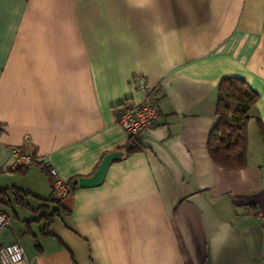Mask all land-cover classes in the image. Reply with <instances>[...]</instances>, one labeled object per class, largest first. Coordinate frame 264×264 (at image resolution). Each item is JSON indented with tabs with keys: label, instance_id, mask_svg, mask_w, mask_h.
I'll list each match as a JSON object with an SVG mask.
<instances>
[{
	"label": "crops",
	"instance_id": "crops-1",
	"mask_svg": "<svg viewBox=\"0 0 264 264\" xmlns=\"http://www.w3.org/2000/svg\"><path fill=\"white\" fill-rule=\"evenodd\" d=\"M224 76L259 94L240 169L207 149ZM140 77L160 103L145 148L49 217L50 167L73 181L120 150L129 134L117 118L148 92ZM259 121L264 0H0V188L22 189L24 202L8 193L0 248L21 243L11 264H264ZM13 147L36 157L25 173Z\"/></svg>",
	"mask_w": 264,
	"mask_h": 264
},
{
	"label": "trees",
	"instance_id": "trees-1",
	"mask_svg": "<svg viewBox=\"0 0 264 264\" xmlns=\"http://www.w3.org/2000/svg\"><path fill=\"white\" fill-rule=\"evenodd\" d=\"M259 99V94L253 90L247 82L238 76H224L218 85V96L216 102V123L209 131L207 139L208 153L214 163L224 169H240L247 163V124L250 119V111ZM259 130L264 141V126L259 121ZM145 145L137 136L129 135L126 143L120 148L124 155L141 151ZM25 166L16 167L14 171L25 173ZM48 172V171H47ZM51 182L52 175L48 172ZM79 187L77 178L73 180L72 189ZM22 189L0 188V205L11 206L12 193L15 203L24 205L21 197ZM28 195L29 192H23ZM70 193L66 196L68 197ZM62 199H54L53 196L45 199L56 204L49 217L58 215L69 209ZM43 203V207H45ZM48 213H46L47 215Z\"/></svg>",
	"mask_w": 264,
	"mask_h": 264
},
{
	"label": "built area",
	"instance_id": "built-area-1",
	"mask_svg": "<svg viewBox=\"0 0 264 264\" xmlns=\"http://www.w3.org/2000/svg\"><path fill=\"white\" fill-rule=\"evenodd\" d=\"M139 86L148 92L140 102L126 101L120 112L117 122L129 135L141 137L142 134L151 128L160 115V103L156 98L154 88H149L144 78H139ZM11 153L15 159L16 167L27 166L36 160V157L22 151L18 147L11 148ZM52 175V196L56 200L66 197L72 190L73 181L64 180L59 176L56 169L50 167ZM10 222L8 213L0 205V228ZM24 249L18 240L10 242L0 248V261L2 264H11L24 259Z\"/></svg>",
	"mask_w": 264,
	"mask_h": 264
},
{
	"label": "water",
	"instance_id": "water-1",
	"mask_svg": "<svg viewBox=\"0 0 264 264\" xmlns=\"http://www.w3.org/2000/svg\"><path fill=\"white\" fill-rule=\"evenodd\" d=\"M124 155L123 150H114L106 153L98 164L93 174L89 176H79L77 183L79 187H93L100 185L107 175L110 164Z\"/></svg>",
	"mask_w": 264,
	"mask_h": 264
},
{
	"label": "rangeland",
	"instance_id": "rangeland-1",
	"mask_svg": "<svg viewBox=\"0 0 264 264\" xmlns=\"http://www.w3.org/2000/svg\"><path fill=\"white\" fill-rule=\"evenodd\" d=\"M17 211L19 212V214L21 215L23 212H21L22 211V209L20 208V207H18L17 208ZM8 212H10L11 213V210H9ZM12 214V213H11Z\"/></svg>",
	"mask_w": 264,
	"mask_h": 264
}]
</instances>
